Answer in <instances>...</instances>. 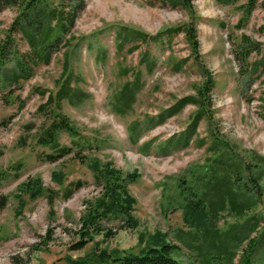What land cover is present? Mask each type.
Returning <instances> with one entry per match:
<instances>
[{"label":"rangeland","instance_id":"1","mask_svg":"<svg viewBox=\"0 0 264 264\" xmlns=\"http://www.w3.org/2000/svg\"><path fill=\"white\" fill-rule=\"evenodd\" d=\"M3 1L0 0V43L19 13L17 6H4ZM46 1L48 7L74 13L59 48L50 63L36 66L20 88L4 85L0 79V200L5 197L4 205L0 204V264H71L69 257L89 260L102 249L137 252L145 240L159 232L179 246L183 264H201L195 252L176 238L182 229L185 239L188 230L183 221L184 193L179 184L191 187L196 177L203 182L210 178L213 171L207 168L213 154L208 146L213 135L226 143L234 160L243 165L254 164V155L264 157V0H257L249 13L240 8L245 0H188L183 5L174 0ZM187 24H194L196 29L198 61L183 32L169 42L164 37L165 42L160 44H141L133 52L126 50L127 45L120 51L116 48L118 26L155 35ZM72 35L75 38L67 46L64 42ZM243 36L259 47L246 59L237 53ZM13 37L21 53L28 51L19 32H14ZM145 50L156 61L150 73L139 62ZM65 51L70 56L73 75L80 77L78 86L86 93L79 104L61 103V111L91 144L78 154L110 162L123 174L137 173L135 180L127 182L135 199L131 214L136 223L105 218L101 225L111 231L108 237L103 231L91 233L89 238L80 233L82 217L100 195L102 186L86 164L71 156L77 147L72 154L48 162L41 154L51 149L35 142L44 122L37 107L46 100L36 89L56 90ZM104 53V58H98ZM184 58L187 62L175 71V61ZM11 65L10 59L1 69L9 73ZM202 66L211 74L213 87L208 93L207 115L198 123L196 133L186 143L181 138L197 110L192 104L160 124H147V119H157L178 99L196 95L204 80ZM122 68L140 70L143 86L132 109L119 115L112 111V96L124 82L133 79L132 74H122ZM134 120L139 121L136 142L128 131ZM60 143L73 142L63 133ZM260 167L252 165L251 171L255 173ZM54 172L63 173V184L54 180ZM30 178L58 193L51 205L44 194L31 197L23 189ZM75 181H81L82 186L65 197L64 187L70 188ZM256 211L262 212L259 207ZM219 218L220 230L238 220L227 211ZM82 240L86 241L84 246L74 249Z\"/></svg>","mask_w":264,"mask_h":264},{"label":"trees","instance_id":"2","mask_svg":"<svg viewBox=\"0 0 264 264\" xmlns=\"http://www.w3.org/2000/svg\"><path fill=\"white\" fill-rule=\"evenodd\" d=\"M173 2V0H170ZM240 0H223L224 3H236ZM179 4H187L188 0H174ZM257 0H245L241 3L246 13L251 12L256 6ZM4 6H17L19 13L16 20L8 29L7 37L0 43V79L4 85L11 88H20L21 83L31 78L33 69L40 65L50 63L55 50L60 45L61 36L68 32L69 25L74 20V13L63 11L56 7H48L46 0H4ZM45 4V5H44ZM75 8L73 7L72 10ZM19 32L21 38L28 45V51L20 52L17 40L13 33ZM184 34L186 42L191 46L195 60L198 61L199 41L194 24H187L179 28H167L155 35H148L142 31L126 26H118L116 29V48L120 51L127 45V51L133 52L141 44L163 43V38L169 42L178 33ZM74 36L68 37L64 44L70 45ZM77 38V37H76ZM259 51L257 43L246 36L241 38L237 53L246 59L251 52ZM104 54H98V58H104ZM11 59L12 65L9 73L2 68ZM140 63L145 64L148 73L156 66L153 57L145 50L140 56ZM187 62V58L179 59L174 63V70L179 71ZM204 75L203 83L196 89V95H187L177 100L168 109H163L157 119L149 118L147 124H160L172 115L180 112L188 104L194 105L197 110L192 115L190 123L184 135L186 143L196 133L198 123L207 115L209 109V92L213 87L211 74L202 66ZM124 75L132 74L133 79L127 80L120 89L114 93L111 100L112 111L124 115L132 109L136 94L142 88L141 71L130 68H122ZM80 77L73 75L70 69V56L67 51L63 54L62 71L56 81L54 92L46 89L39 90L40 96H46V100L39 104L37 113L41 114L44 122L41 124L35 142L38 145L48 147L51 152L41 154V158L48 162H56L70 154L77 147L74 156L80 163L86 164L93 172L94 178L101 184L100 195L94 199V203L88 206L87 214L82 217L81 234L89 238L91 233L104 232L106 237L111 231L101 225L105 218H124L136 222L131 214L135 199L130 195L127 182L135 180L137 173L123 174L111 163H101L95 157L78 154L89 148L91 144L81 135L70 119L61 111V103L66 101L73 105L83 101L86 93L78 86ZM11 118V115L8 119ZM139 121L134 120L128 127L129 137L133 142L140 136L137 128ZM71 138V144L60 143L61 134ZM170 139L167 141L169 142ZM208 150L213 156L209 159L207 170L213 171L207 182L198 180L193 186L179 188L183 195L182 215L188 230L181 234L182 229L176 233V238L182 240L191 248L200 259L201 264H260L264 261V183H261V175L264 173V157L254 155V164H242L234 160V155L228 151L227 144L217 135L212 136ZM261 166L255 173L251 167ZM54 180L63 184V173L54 172ZM70 188L64 187V196L70 197L74 190L82 186L81 181L71 183ZM23 189L29 192L31 197L44 194L51 205L58 194L51 189H45L40 183L31 178L23 184ZM5 197L0 204L4 205ZM262 212L258 213L257 208ZM227 211L238 219L225 230L218 227L220 213ZM166 234L157 233L144 241L143 246L137 252L102 249L93 254L91 259L68 258L71 264H183L180 259L179 246L168 240ZM86 240V239H85ZM79 241L73 246L80 249L86 241ZM238 256V257H237ZM237 257V260H236Z\"/></svg>","mask_w":264,"mask_h":264}]
</instances>
